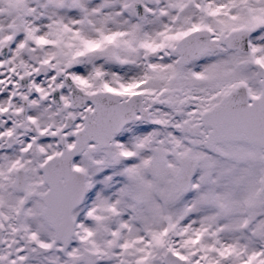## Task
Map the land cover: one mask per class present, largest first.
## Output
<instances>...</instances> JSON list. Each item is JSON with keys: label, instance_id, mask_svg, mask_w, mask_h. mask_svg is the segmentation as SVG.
<instances>
[{"label": "snow or ice", "instance_id": "6c2138e0", "mask_svg": "<svg viewBox=\"0 0 264 264\" xmlns=\"http://www.w3.org/2000/svg\"><path fill=\"white\" fill-rule=\"evenodd\" d=\"M0 264H264V0H0Z\"/></svg>", "mask_w": 264, "mask_h": 264}]
</instances>
